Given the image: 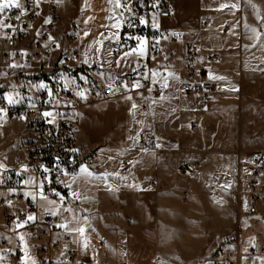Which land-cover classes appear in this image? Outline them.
<instances>
[{
    "label": "rangeland",
    "instance_id": "374dc122",
    "mask_svg": "<svg viewBox=\"0 0 264 264\" xmlns=\"http://www.w3.org/2000/svg\"><path fill=\"white\" fill-rule=\"evenodd\" d=\"M176 1L112 0L114 22L103 39L113 46H105L101 58L85 63H81L79 51L70 63L76 64L74 69L60 72L42 73L44 64L42 71L35 65L49 60L55 65L58 53L31 61L15 58L13 50L3 53L5 44L0 37V98L9 105L34 110L30 116L3 117L10 123L6 127L8 166L31 168L29 145L38 134L29 124L31 117L46 119L50 131L63 136L60 141L83 159L64 179L62 193L54 200L61 213L48 211L63 223L68 237L64 246L62 242L51 248L49 240L39 236L43 217L42 227L34 223L30 231L17 224L28 217L0 209V222H5L7 214L8 228L27 231L30 247L38 253L37 258L26 260L27 249L25 263L60 264L68 250H75L78 260L89 264H198L204 259L220 263L234 248L239 224L232 182L241 165L244 176L241 179L237 172V177L243 185L251 174V157L264 152V67L257 66L262 73L245 67V50L252 42L258 53L248 63L264 59V0L262 12L239 14L237 60L224 63L229 69L223 77L227 87L213 90L207 97L176 92L188 83L191 68L204 69L192 39L193 31L201 29V21L193 14L186 21L189 29H181L180 1ZM186 1L196 12L207 2ZM168 4L176 10L175 17L159 19L157 11ZM135 7L147 13L149 31L130 36L125 24ZM61 14L51 30L58 39L70 30L62 10ZM251 17L262 20L255 30L245 27L252 25ZM47 23L41 32L46 31ZM30 32L26 49L41 33ZM154 43L159 53L152 56ZM190 45L196 48V55L189 51ZM29 64L34 66H26ZM26 69L30 73H23ZM134 75L162 78L167 83L157 93L128 87L127 81ZM115 81L120 85L114 86ZM93 87H111L112 91L94 97ZM66 118L76 121L70 131L62 129ZM193 123L199 126L197 132L191 128ZM140 134L152 136L153 143L139 147L136 139ZM124 159L130 161L131 173L126 176L120 174ZM182 164H196L198 170L191 175L182 173ZM258 204L250 213L262 212L264 200ZM220 214L234 217L215 222Z\"/></svg>",
    "mask_w": 264,
    "mask_h": 264
},
{
    "label": "built area",
    "instance_id": "2783aa9c",
    "mask_svg": "<svg viewBox=\"0 0 264 264\" xmlns=\"http://www.w3.org/2000/svg\"><path fill=\"white\" fill-rule=\"evenodd\" d=\"M4 2V0H0ZM48 2L49 21L46 25V31L41 32L36 38H32L26 49L27 41L31 35V26L38 21L43 12V4ZM18 7H11L0 12V37L4 42L3 53L9 54L10 50L15 52V58L21 57L26 61L43 57L47 58L58 53L55 60V68L63 70L70 66L73 58L79 55L78 35L75 28H71L63 38L53 37L51 30L59 22L62 14L59 0H16ZM175 15V9L171 4L165 5L161 10L157 11V17L161 20L171 19ZM147 13L139 7L132 10L131 19L125 24V31L128 35H138L140 32H148ZM205 24H208L206 21ZM147 27V28H146ZM189 51L196 55V48L189 46ZM25 54H23V52ZM152 56L158 55L159 46L154 43L151 48ZM211 62H215V58H209ZM189 81L182 86V91L186 94H201L207 97L213 92V85L208 80V70L191 68L188 73ZM128 87H144L155 93L161 90L158 84L151 83L147 78L142 76H131L127 81ZM114 86H119L120 82L115 81ZM112 91L111 87L100 89L92 88L94 97H101ZM43 98H46L44 95ZM34 110L27 106H13L0 98V117L9 118L12 115L30 116ZM29 124L38 133L37 139L29 145L30 167L36 172L41 182V195L49 200L57 199L61 193L63 181L69 174L75 170L83 161L80 153L67 147L60 140L63 136H57L52 133L48 127V122L44 118L31 117ZM76 125L73 119H64L62 129L70 131ZM194 132L199 130V126L193 123L191 126ZM51 132V134H50ZM41 133V134H40ZM68 138L73 137L72 133L67 134ZM136 143L139 147L149 146L153 143V138L149 134H140L137 136ZM120 174L123 176L130 175V161L124 159L122 161ZM253 170L248 178L247 191L250 198L257 202L264 200V184L262 178L264 176V152H256L252 158ZM179 171L188 175L195 172V166L191 164H182ZM24 183L23 176L17 172L15 168H0V190L22 188ZM24 200L22 195L13 194L10 198L11 202H20ZM31 204L30 206H32ZM5 222L8 226V215L5 216ZM20 227H33L34 222L30 219H19L17 222ZM29 231V232H30ZM39 236L49 240V247L57 248L61 240H66L67 234L65 228L59 223V220L49 214L43 216V228ZM0 238V264H25V250L22 242L16 239ZM241 257L246 259V264H264V248L256 245L252 246L246 253L242 254L238 251L228 253L223 264H239ZM51 264V263H47ZM60 264H89L78 260L75 250H68Z\"/></svg>",
    "mask_w": 264,
    "mask_h": 264
},
{
    "label": "crops",
    "instance_id": "0c3cea01",
    "mask_svg": "<svg viewBox=\"0 0 264 264\" xmlns=\"http://www.w3.org/2000/svg\"><path fill=\"white\" fill-rule=\"evenodd\" d=\"M178 1H180L178 20L182 24L181 29H189L186 21L193 14H196L198 16L197 19L201 21V29H195L192 34V39L195 41L200 50L199 65L208 70V80L210 83H212L214 92L217 89L225 90L227 83L223 81V77L225 72L229 71V69L225 67L224 63L226 60H237V56L234 51L236 50L238 42L236 29L240 21L239 14L245 12L246 15L249 13L253 16L255 13L262 12V1L205 0L207 2L203 6L198 7L197 12L186 0ZM59 4L63 13L65 26L68 30H71L73 27L77 32L81 63L95 59V57L101 58L102 54L100 50H103L105 46H113V44H108V42H105L103 39V35H105L106 31L110 28V25H112L114 22V9L112 7L114 4L112 3V0H59ZM49 7L50 5L48 2L43 4L42 15L40 16L39 20L33 26H31V29L34 33H39L45 29L44 25L49 21ZM175 15L169 20H172ZM251 18L252 25L245 27L247 29L255 30L258 28V26L255 24L260 25L262 20L260 18ZM206 21L208 24H205ZM200 34H202V36H200ZM254 44L255 43L253 42L250 43L251 47L245 50V67L248 70L250 69V72L257 71L262 73L264 68L259 69V67H264L263 58L260 59L261 62H258L257 59V64L248 63L253 61V59H251V57H253L252 55L258 53L257 46ZM209 58H215L216 61L211 62ZM43 64L46 70H44L42 73H50L53 69H56L55 65H53V60H49L46 63L41 62L35 65L39 66V70L42 71L41 66ZM75 65L76 64H71L68 68L74 69ZM26 66H34V64H29ZM233 66H236V64ZM248 70L246 74L249 72ZM23 73L28 74L30 72L28 69H26ZM156 79L149 80L154 84H158L161 89H163V85L166 84L167 81L162 78ZM181 91L182 88H176V92L185 94L183 91ZM7 126L9 128L10 123L7 122L5 118L0 117V168H15L17 172L23 176L24 183L22 188L19 190H0V209L2 211L9 210L17 216H26L28 219L29 217H32L30 220L36 223L37 227L41 228V220L45 214L52 215L50 212H61L54 200L46 199L41 195V182L36 172L29 168V166H24L23 164L19 166H8ZM191 165L195 166L196 173L198 170L197 165ZM250 166L251 165H249V167ZM252 170L253 167L251 166L250 173ZM237 172H239L238 174L241 175V179H243L244 169L241 165ZM237 172L235 181L232 182V184L234 189L233 191H235V219L238 221L239 229L235 234L236 241L233 243L234 248L230 249L231 245L226 246L230 249H228L229 252H227V255L233 251H238L244 254L254 245L259 248H264V208L261 209L262 212H260L258 215H256V213H250V210H255L259 208L260 205L258 204V201L254 202L250 198L247 191L248 181H245L244 184L241 185L243 182H239ZM13 194L22 195L24 200L19 203H12L10 198ZM31 204L33 205L30 206ZM233 217L234 216L230 214H220L215 217L214 221L219 222L221 220L232 219ZM0 238L19 239L23 244L24 250L26 251L28 249L30 251V254L26 260L38 257L37 251L30 247L29 243L31 240L27 231L15 232L11 230V228H8L5 222L2 221L0 222ZM60 238L61 237L57 236V239H59L62 243L63 240ZM64 244L65 243L63 242L61 245L64 246ZM79 261L85 262L82 260ZM224 261L225 260L223 259L219 263L218 259H204L198 264H223ZM47 263L49 262L44 264ZM240 264H246L245 258L241 260Z\"/></svg>",
    "mask_w": 264,
    "mask_h": 264
},
{
    "label": "snow or ice",
    "instance_id": "6c2138e0",
    "mask_svg": "<svg viewBox=\"0 0 264 264\" xmlns=\"http://www.w3.org/2000/svg\"><path fill=\"white\" fill-rule=\"evenodd\" d=\"M11 7H18L16 0H4V2H0V12ZM45 115H51V113H45ZM29 219H32V217H29ZM80 231L83 232V229H80Z\"/></svg>",
    "mask_w": 264,
    "mask_h": 264
}]
</instances>
